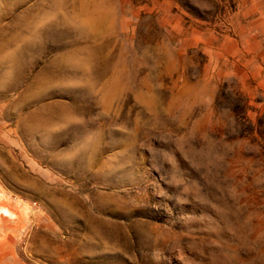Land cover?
Instances as JSON below:
<instances>
[{"label": "rangeland", "instance_id": "rangeland-1", "mask_svg": "<svg viewBox=\"0 0 264 264\" xmlns=\"http://www.w3.org/2000/svg\"><path fill=\"white\" fill-rule=\"evenodd\" d=\"M0 264H264V0H0Z\"/></svg>", "mask_w": 264, "mask_h": 264}]
</instances>
